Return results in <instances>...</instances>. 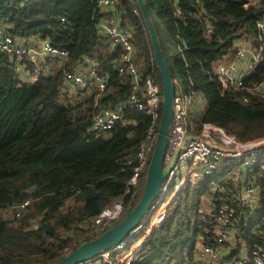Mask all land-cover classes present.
I'll list each match as a JSON object with an SVG mask.
<instances>
[{
	"label": "trees",
	"instance_id": "16d2710c",
	"mask_svg": "<svg viewBox=\"0 0 264 264\" xmlns=\"http://www.w3.org/2000/svg\"><path fill=\"white\" fill-rule=\"evenodd\" d=\"M147 2L168 63V48L175 49L169 64L173 78L178 72L187 85L185 93L205 97L203 112L193 109L191 122L198 129L213 124L241 139L264 138V94L257 91L264 82V36L258 28L264 20V0ZM117 6L123 26L134 31L135 63L142 77L153 76L162 85L146 24L134 13L137 4L118 0ZM103 15L98 1L0 0V28L5 34L39 35L69 52L49 75L21 86L14 63L0 53V264H57L80 246L85 220L120 199L130 207L131 195L125 192L152 118L126 105L124 119L107 135L91 131L101 107L126 103L132 93L130 77L119 72L120 48L97 27ZM244 38L262 49L263 61L242 87L224 90L217 67L233 59L236 44ZM84 58L94 61L107 89H94L75 102L61 84ZM244 161L245 157L226 159L215 176L182 188L132 264H206L198 248L203 239L216 243L215 189L217 184L231 186L237 171L259 189L257 209L251 214L239 205L236 219L241 222L233 234L237 244L221 245L235 261L243 246L250 253L264 247V152L254 166H243ZM206 193L213 198L204 214ZM27 201L16 217L17 208ZM12 209L9 217L3 213Z\"/></svg>",
	"mask_w": 264,
	"mask_h": 264
},
{
	"label": "built area",
	"instance_id": "2783aa9c",
	"mask_svg": "<svg viewBox=\"0 0 264 264\" xmlns=\"http://www.w3.org/2000/svg\"><path fill=\"white\" fill-rule=\"evenodd\" d=\"M90 1H98L102 9L104 15L97 27L110 38L113 46L120 48L122 56L119 72L130 77L132 86V93L126 103L107 105L99 109L94 116L91 131L96 135H107L124 119L126 105L132 109L146 111L152 118L147 136L138 149L133 176L125 192L126 195H131V202L133 200L137 202L143 191L157 141L162 114V85L153 76L142 77L140 68L135 63L137 50L134 44V31L123 26L122 14L117 6L118 0ZM130 1L137 4L136 0ZM251 1L259 3L261 0ZM134 13L142 16L138 5ZM258 28L264 36V20L258 22ZM0 53H5L14 63L13 69L19 78L18 86L35 83L40 76L49 75L69 57L68 51L53 46L49 40L39 35H31L28 38L11 37L4 33L3 28H0ZM262 61V49L256 48L249 38L240 40L236 44L233 59L221 62L217 67L223 89L242 87ZM177 83V79H174V117L168 137L165 167L170 165L177 151L178 156L163 184L160 196L152 204L144 222L122 244L80 264H132L153 229L166 219L168 208L176 195L189 182L195 183L204 177L215 176L226 159L245 157L242 165L254 166L257 157L264 152V138L241 139L209 123L198 129L190 120L191 111L196 108L199 112L201 108L198 97L185 93L182 88L177 87ZM61 87L75 102L85 99L94 89L100 93L107 89L106 81L100 75L94 61L88 58H84L65 74ZM257 91L264 94V82L257 86ZM187 137L190 138L186 140ZM131 162L130 160L129 163ZM231 181V186L218 184L216 186L215 191L219 195L217 198L219 208L214 227L216 243L212 241L213 244H210V241L203 239L198 248V257L206 264H264V247L256 248L250 253L248 248L243 246L239 259L235 261L229 258L230 251L221 245L237 244L236 240H233V234L241 222L240 219H236L239 205L250 209L251 214L257 209L259 189L253 181L243 178L240 171L231 177ZM28 203L27 201L17 208L16 217L20 216V210ZM125 211L124 201L120 199L106 207L97 217L85 220L80 225L84 233L78 238V243L80 245L86 243L89 238L94 239L113 227ZM202 212L206 214V211ZM3 213L9 217L14 213V209ZM37 226L38 223L35 222L33 228Z\"/></svg>",
	"mask_w": 264,
	"mask_h": 264
},
{
	"label": "water",
	"instance_id": "95a60500",
	"mask_svg": "<svg viewBox=\"0 0 264 264\" xmlns=\"http://www.w3.org/2000/svg\"><path fill=\"white\" fill-rule=\"evenodd\" d=\"M136 1L150 36L155 62L162 82V114L157 141L151 156L143 191L137 202L135 200L131 202L130 207L126 209L125 216L121 221L96 238L81 244L57 264H80L87 262L119 246L129 238L132 232L144 222L150 212L152 204L160 196L163 184L178 156L177 151L170 165L165 167L168 137L174 117V78L162 49L147 0ZM189 138L187 137L186 140Z\"/></svg>",
	"mask_w": 264,
	"mask_h": 264
},
{
	"label": "rangeland",
	"instance_id": "374dc122",
	"mask_svg": "<svg viewBox=\"0 0 264 264\" xmlns=\"http://www.w3.org/2000/svg\"><path fill=\"white\" fill-rule=\"evenodd\" d=\"M149 1H151V0H149ZM148 3H150V2H148ZM153 17H154V19H156V21H157V24L159 23V20H158V17H157V13H156V11H154L153 12ZM164 34H163V38H164V42H165V44L167 45L168 44V37H167V32L166 31H164L163 32ZM174 53H175V49L174 48H171V47H169L168 48V51H167V54L169 55V64H170V66L172 65V57H173V55H174ZM218 71V70H217ZM175 78L177 79V87L178 88H182L184 91H186V89H187V85L186 84H184V82H183V80H182V76L178 73V72H176V74H175ZM198 103H200V105H201V108H200V110H199V113L201 114L202 112H203V110H204V108H205V103H206V100H205V97L202 95V94H199L198 95ZM205 197H206V199L203 201V203L202 204H205L204 206H205V208H204V206H202V209L201 210H203V211H205V209H207V207H211V200H212V194L210 195V194H208V193H206L205 194ZM206 200H207V202H206ZM206 202V203H205ZM125 213H126V211L124 212V214H123V216L121 217V219L119 220V221H121L123 218H124V216H125ZM118 221V222H119ZM118 222H116V224L118 223ZM115 224V225H116ZM201 246V245H200ZM199 246V247H200ZM232 262H234V261H232Z\"/></svg>",
	"mask_w": 264,
	"mask_h": 264
}]
</instances>
